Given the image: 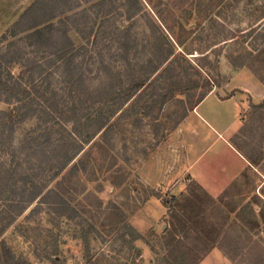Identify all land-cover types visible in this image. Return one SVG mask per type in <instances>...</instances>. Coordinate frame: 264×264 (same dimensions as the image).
<instances>
[{
    "label": "rangeland",
    "instance_id": "1",
    "mask_svg": "<svg viewBox=\"0 0 264 264\" xmlns=\"http://www.w3.org/2000/svg\"><path fill=\"white\" fill-rule=\"evenodd\" d=\"M35 1L0 0L1 52L10 41L24 36L18 34L13 39L9 30ZM138 2L107 0L106 5L93 8L95 0L40 3L39 19L54 23L58 32L67 25L75 46L73 53L89 79L97 77L94 61L103 59L114 71L125 68L118 47L126 34L132 45H137L128 51L136 73L141 64L154 57L155 45L161 43L166 54L170 51L151 77L160 82L157 94L161 96L171 88V78L165 77L164 70L168 66L175 70L168 72L169 77L173 81L181 78L182 88L168 94L163 103L162 96L141 90L110 119L107 132L84 145L54 180L48 182L40 176L38 185L47 187L44 193L54 189L59 198L51 195L47 203H40L38 198L20 211L9 207L16 199L7 182L0 183V212L14 216L0 237V264H7L5 259L8 264H170L168 248L164 247L169 232L175 230V244L193 259L218 246L235 264H264V107H253L263 103L264 96L257 95L261 99L257 102L248 99L241 124L229 136L246 160V168L232 188L211 198L199 186L187 182L186 175L166 186H154L145 177L154 175L160 167L173 171L181 164L190 165L175 134L200 95L222 91L227 96L231 73L238 70L247 71L264 86V0ZM83 9L89 10L88 25L94 27L87 40L73 24L74 13ZM107 11L109 15L105 16ZM19 45L25 59L46 62L47 80L38 79L40 85L66 86L58 60L52 64L46 55L26 48L25 41ZM4 68L14 76L27 70L15 63ZM107 75L103 73L91 86L96 87ZM231 86L235 91L237 83ZM13 109V102L0 101V110ZM14 115L7 120L0 140V161H7L2 172L12 162L8 160L12 150L17 151L16 160L29 153L19 149L24 137L40 139L39 135H27L33 128L32 120L17 122L19 118ZM219 147L220 143L209 155ZM207 159L201 163H207ZM227 159L221 157L215 164H225ZM179 182L187 185L182 192L176 189ZM123 224L133 227L143 240L131 242L130 236L124 235Z\"/></svg>",
    "mask_w": 264,
    "mask_h": 264
},
{
    "label": "trees",
    "instance_id": "2",
    "mask_svg": "<svg viewBox=\"0 0 264 264\" xmlns=\"http://www.w3.org/2000/svg\"><path fill=\"white\" fill-rule=\"evenodd\" d=\"M47 1L36 0L24 11L19 20L9 30V35L13 39L18 34H24V36L10 41L4 51H0V101L15 104L13 111L0 110V140L8 127L6 126L7 120H10L14 113V116L19 118L16 119L17 122L32 120L33 128L27 135H39L40 138L24 137L18 144L19 149L29 151V153H26L23 159L16 160L17 151L12 150L8 154L10 158L8 160L12 162L4 172L1 169L7 161H0V183L7 182L14 194L13 198L16 199L14 202L9 203V207H18L20 211L38 198L40 203H47L51 195L60 197L54 189H49L44 193L47 187L45 184L38 185V178L44 176L48 182L54 180L83 150L84 145L88 144L99 133L104 134L107 132L110 119L141 90H149L152 94H157L161 88L160 82L158 78L151 79V77L170 55V51H168V54L164 52L161 43L155 45L154 57L141 64L136 73L128 59V51L131 48H136L137 45H132L125 34V38L118 47V50L122 52L119 59L123 62L122 66L125 68L115 69L114 71L103 59L94 61L93 64L97 66V77L89 79L87 73L83 70V63H78L77 54L73 53L75 52L73 51L75 46L68 35L67 25H63L64 30L58 32L59 28L54 23L39 19L40 3L46 5L45 2ZM134 1L139 4L138 0ZM106 2L107 0H95L92 8L102 7L106 5ZM88 12L89 10L83 9L74 13L73 24L76 32L84 40L90 37L94 29L93 24L90 27L88 25L90 24ZM109 12L107 11L105 16L109 15ZM80 19H83V21L81 22ZM154 28L156 31L159 30L156 25H154ZM86 29H89V31H86ZM58 33H60L59 37L57 36ZM22 41H25L26 48L46 55L45 57H48L47 60L52 64L57 60L59 61L63 83L66 86L58 88L49 85L45 88L43 84L38 83L37 80L42 77L43 81L47 80V76H44L46 62L42 64L35 59H25V52L19 45ZM80 49L86 50L83 46ZM22 62L25 63L22 64ZM11 63L26 67L27 70L22 74L28 75L26 77L22 74L14 76L4 68L6 64ZM164 70L166 72L165 77L171 78L169 81L171 88L166 91L167 93L161 95L162 97L157 94L162 98L160 103L166 100L168 94L182 88L181 78L179 81H173L172 77H169L168 72L172 73L175 70L169 66ZM103 73L108 74L107 78L99 82L96 87L91 86V82ZM207 94L203 93L194 103H191L189 111L193 110ZM156 102L154 100V104ZM253 107L261 109L264 107V102L260 105H253ZM68 125H70V128ZM11 132L13 133L14 130L12 129ZM54 135L60 136L53 139ZM25 164L28 167L22 169ZM192 184L197 186L194 183ZM198 188L202 190L200 187ZM189 191L190 188L187 193ZM187 193L182 194V196L186 197ZM3 213L4 211L0 212V237L14 220L11 213L4 216ZM177 219L180 220L179 217ZM185 227L183 223L182 228ZM122 228L124 235L130 236L131 242L143 240L142 235L130 225L123 224ZM177 235L176 230L169 232V239L164 247L165 249L168 248L170 264H198L209 252L207 251L195 259L191 258L187 250L181 249L178 244H175ZM6 262L8 264L5 259Z\"/></svg>",
    "mask_w": 264,
    "mask_h": 264
},
{
    "label": "crops",
    "instance_id": "3",
    "mask_svg": "<svg viewBox=\"0 0 264 264\" xmlns=\"http://www.w3.org/2000/svg\"><path fill=\"white\" fill-rule=\"evenodd\" d=\"M231 74L233 77L228 84L230 94L224 96L221 94L222 91L209 92L179 124L175 135H178L179 149L183 150L185 160L190 165L187 167L181 164L177 169H172L173 171L160 167L161 169H156L154 175H145L148 182L153 181L154 186H166L172 180L186 175L189 178L187 182L196 184L211 198H216L234 186L237 177L246 168V160L232 145L229 136L241 124V114L249 105L248 99L257 102L261 100L257 95L264 96V86L245 70ZM233 82L237 83L235 91L231 86ZM189 120L191 123H188ZM219 143L218 151L209 155L210 150ZM190 155L194 156L193 159L189 158ZM206 156L210 159L202 164L201 161ZM221 157L228 158L227 162L215 164V160ZM151 171L153 170L150 169L149 172ZM185 184L179 182L176 187L178 192L186 188ZM198 264H235V262L223 252L222 248L215 246Z\"/></svg>",
    "mask_w": 264,
    "mask_h": 264
}]
</instances>
